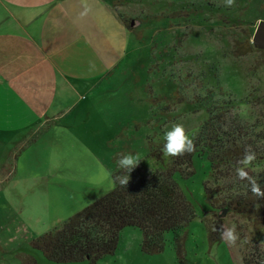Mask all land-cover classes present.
<instances>
[{
    "label": "rangeland",
    "instance_id": "374dc122",
    "mask_svg": "<svg viewBox=\"0 0 264 264\" xmlns=\"http://www.w3.org/2000/svg\"><path fill=\"white\" fill-rule=\"evenodd\" d=\"M111 3L117 13L124 15L129 33L118 30L113 22L117 18L114 11L110 17L98 0L95 3L79 0L81 14L88 15L99 28L81 37L80 54L92 57L102 52L111 60L119 55L123 60L113 71L88 85L89 95L83 92L78 101L72 98L68 108L51 112L34 135L52 124L62 123V139H56L52 148V153L61 148L62 161L46 168L43 178L35 176L34 166L27 167L28 175H22L20 167L21 176H14V158L32 140L34 136H31L23 140L2 169L0 264H21L16 257L18 253L31 254L38 264H48L31 248L29 240L34 233L36 236L42 231L32 226V220L41 217L49 223L57 219L56 204V208L69 212L75 204L73 194H83L81 211L86 207L85 202L93 203L100 194L110 193L113 190L110 182L94 181L100 179L103 168L115 171L113 159L117 153L139 154L142 159L139 167L143 172L169 167L172 157L163 154V162H157L149 148L163 149L164 133L174 124H182L194 137L207 119L206 109L214 102L229 97L234 113L243 122L264 126L261 57L264 42L255 38L257 28L264 27V0H235L232 7L225 6L224 0H111ZM156 16L162 17L157 19ZM246 40L252 52L236 57V42ZM83 88L85 86L80 91ZM209 90L214 95L211 103H206L204 97ZM178 96L185 101L178 103ZM197 98L201 103L193 104ZM29 159H37L36 153ZM191 169L194 174L187 179L174 177L196 215L179 232L185 236L184 264H241L245 241L258 244L264 251V225L255 227L256 221L233 212L219 215L223 219L221 224L236 226L240 236L236 245L223 241L210 244L205 220L217 221L219 216L208 205L203 189L210 173L207 158H194ZM26 176L32 180L22 181ZM9 190L17 209L2 195L9 194ZM22 194L35 195L26 200ZM36 194H48V213L46 208L45 212L38 210ZM62 223L44 230L40 236ZM164 239L162 253L144 255L140 250L141 233L126 228L120 233L115 253L96 264H182L174 252L172 234Z\"/></svg>",
    "mask_w": 264,
    "mask_h": 264
},
{
    "label": "trees",
    "instance_id": "16d2710c",
    "mask_svg": "<svg viewBox=\"0 0 264 264\" xmlns=\"http://www.w3.org/2000/svg\"><path fill=\"white\" fill-rule=\"evenodd\" d=\"M117 13V12H116ZM129 29L124 15L116 14ZM162 16H156L157 19ZM234 55L246 56L252 52L249 40L236 42ZM264 63V50L261 51ZM178 95V93L176 94ZM214 92L204 97L211 103ZM185 99L178 96L177 102ZM200 104L201 100L194 99ZM207 119L192 137L195 151L182 157H172V163L163 170L143 172L138 166L130 173L127 188L119 184L113 190L66 219L60 226L34 238L31 248L38 251L48 264L88 262L96 264L117 250L120 233L126 228L141 233V253L158 255L165 248V236L172 234L173 249L178 261L184 264L185 236L179 232L195 218V210L174 181L193 176L191 165L194 158H207L209 179L203 184L206 200L217 213V221L205 220L208 240L215 245L222 240L213 227L221 225L222 213L233 212L243 218L254 220V226L264 225V200L254 197L247 180L237 175L239 161L246 148L256 153L255 161L246 169L264 187V126L249 125L234 113L233 102L227 97L214 102L207 109ZM150 155L163 162L162 148H149ZM114 156V163L119 157ZM114 175L124 174L115 167ZM221 213V215H219ZM241 264H264V251L258 244L245 241ZM21 264H38L28 253H18Z\"/></svg>",
    "mask_w": 264,
    "mask_h": 264
},
{
    "label": "crops",
    "instance_id": "0c3cea01",
    "mask_svg": "<svg viewBox=\"0 0 264 264\" xmlns=\"http://www.w3.org/2000/svg\"><path fill=\"white\" fill-rule=\"evenodd\" d=\"M90 1L95 3L96 0ZM98 1L109 11L110 17L113 11L117 17L111 0ZM89 19L88 15L81 14L79 0H0V175L16 154L17 147L36 134L51 112L68 108L72 98L78 101L83 92L89 95L88 85L99 81L123 60L120 55L111 60L102 52L92 57L80 54L81 37L99 29ZM113 22L119 31L129 33L118 17ZM110 52L113 53V48ZM82 86L85 88L80 91ZM62 132V123L52 124L26 143L14 158V176H21L20 167L22 175H28L27 167L34 166L35 176L43 178L46 168L62 161L61 148L52 153L54 142L61 138ZM33 153L37 159L30 160ZM21 180L29 182L32 177ZM8 193L2 195L17 209V202L11 199L13 194L10 190ZM22 195L29 200L35 194ZM36 195L38 210L45 212L46 208L48 213V194ZM104 195L100 194L93 201ZM73 197L75 204L69 212L52 204L57 219L49 223L41 217L31 221L33 227L42 231L36 236L34 233L29 242L83 208V194H73ZM90 203L85 202V205Z\"/></svg>",
    "mask_w": 264,
    "mask_h": 264
},
{
    "label": "clouds",
    "instance_id": "9594fccd",
    "mask_svg": "<svg viewBox=\"0 0 264 264\" xmlns=\"http://www.w3.org/2000/svg\"><path fill=\"white\" fill-rule=\"evenodd\" d=\"M224 3L225 6L232 7L235 4V0H224ZM163 138L165 142L162 151L166 157H182L195 151L194 139L182 124H174L170 130L165 131ZM255 159L256 153L250 147L246 148L242 159L238 162L240 167L237 168V175L241 180L248 181L250 192L254 197L264 200V187L261 186L256 178L249 175V172L246 170ZM141 160L139 154L130 152L119 154L116 165L124 174L114 175L109 169L103 168L100 179L94 182L102 184L108 181L114 187L116 184H119L121 187L127 188L130 181V173L139 166ZM213 231L218 232L220 239L230 246H235L240 239L235 225L229 227L221 224L218 228L213 227Z\"/></svg>",
    "mask_w": 264,
    "mask_h": 264
},
{
    "label": "water",
    "instance_id": "95a60500",
    "mask_svg": "<svg viewBox=\"0 0 264 264\" xmlns=\"http://www.w3.org/2000/svg\"><path fill=\"white\" fill-rule=\"evenodd\" d=\"M133 24V22L131 23ZM255 38L257 40H262L264 42V27H258L255 33Z\"/></svg>",
    "mask_w": 264,
    "mask_h": 264
}]
</instances>
